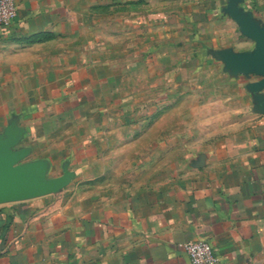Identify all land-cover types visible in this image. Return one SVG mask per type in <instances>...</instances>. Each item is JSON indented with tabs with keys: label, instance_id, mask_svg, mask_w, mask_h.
<instances>
[{
	"label": "crops",
	"instance_id": "0c3cea01",
	"mask_svg": "<svg viewBox=\"0 0 264 264\" xmlns=\"http://www.w3.org/2000/svg\"><path fill=\"white\" fill-rule=\"evenodd\" d=\"M227 2L18 1L0 29V134L16 125L23 163L72 177L56 194L0 205V264H189L180 245L195 240L218 264H264V89L208 102L220 109L191 111L183 130L172 113L163 161L145 143L160 139L155 127L130 131V45L146 25L177 20L208 29L200 57L251 52L222 15ZM249 5L264 22V0Z\"/></svg>",
	"mask_w": 264,
	"mask_h": 264
},
{
	"label": "rangeland",
	"instance_id": "374dc122",
	"mask_svg": "<svg viewBox=\"0 0 264 264\" xmlns=\"http://www.w3.org/2000/svg\"><path fill=\"white\" fill-rule=\"evenodd\" d=\"M251 1L241 0L240 8L250 13L262 27L264 22L251 9ZM222 15L233 22L234 31L241 39L249 40L228 14L223 12ZM143 33L144 36L137 40L138 45H130L125 65L130 69V88L133 85L134 89L129 92L128 113L133 120L139 119L138 123L130 124V131L148 132L155 127L152 131L158 133L160 139L145 143H148L146 147L159 143L163 161L168 159L165 156L168 148H172V113L182 118L183 130L184 118L190 116L191 111L193 116L200 118L207 111L220 109L210 107L207 110L208 102L224 101L225 106L238 99L247 102V87L255 76L233 74L212 54L232 48L209 49L212 52L209 57L207 54L200 57L202 50L208 48L206 28H190L174 20L160 27L148 24ZM195 127L199 130L200 123H194ZM151 158L145 156L146 161Z\"/></svg>",
	"mask_w": 264,
	"mask_h": 264
},
{
	"label": "water",
	"instance_id": "95a60500",
	"mask_svg": "<svg viewBox=\"0 0 264 264\" xmlns=\"http://www.w3.org/2000/svg\"><path fill=\"white\" fill-rule=\"evenodd\" d=\"M240 2L228 0L223 12L238 25L241 34L254 43V49L244 53L227 49L213 55L233 74H250L258 78L247 87L251 92H258L264 89V26L260 27L250 13L243 12ZM23 132L13 125L0 134V205L56 194L69 184L72 177V173L64 169L62 176L49 179L47 162L23 163L29 149H16Z\"/></svg>",
	"mask_w": 264,
	"mask_h": 264
},
{
	"label": "built area",
	"instance_id": "2783aa9c",
	"mask_svg": "<svg viewBox=\"0 0 264 264\" xmlns=\"http://www.w3.org/2000/svg\"><path fill=\"white\" fill-rule=\"evenodd\" d=\"M19 0H0V29H8L17 17ZM189 264H218V258L210 243L203 240L189 241L180 245Z\"/></svg>",
	"mask_w": 264,
	"mask_h": 264
}]
</instances>
